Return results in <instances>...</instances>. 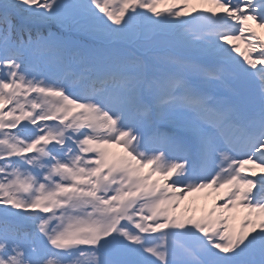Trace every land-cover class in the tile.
<instances>
[{
    "label": "snow or ice",
    "instance_id": "6c2138e0",
    "mask_svg": "<svg viewBox=\"0 0 264 264\" xmlns=\"http://www.w3.org/2000/svg\"><path fill=\"white\" fill-rule=\"evenodd\" d=\"M0 264H264V0H0Z\"/></svg>",
    "mask_w": 264,
    "mask_h": 264
}]
</instances>
